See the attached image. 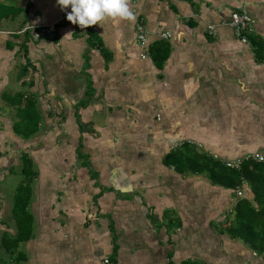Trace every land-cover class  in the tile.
<instances>
[{"label":"crops","instance_id":"obj_1","mask_svg":"<svg viewBox=\"0 0 264 264\" xmlns=\"http://www.w3.org/2000/svg\"><path fill=\"white\" fill-rule=\"evenodd\" d=\"M0 3V264H264L227 232L250 186L164 161L182 143L223 161L264 153V0H129L134 19L83 29L57 0ZM242 11L253 19L246 43L226 24ZM137 19L149 45H169L161 67L139 45ZM32 92L41 121L24 139L12 104ZM51 135L55 161L40 163ZM23 152L37 171L32 234L10 246L16 189L2 185Z\"/></svg>","mask_w":264,"mask_h":264},{"label":"trees","instance_id":"obj_2","mask_svg":"<svg viewBox=\"0 0 264 264\" xmlns=\"http://www.w3.org/2000/svg\"><path fill=\"white\" fill-rule=\"evenodd\" d=\"M0 3V20L7 10ZM17 11H19L17 9ZM57 26V25H56ZM93 36V32L89 31ZM169 53L166 41L156 40L148 47V54L157 67H161ZM18 99L20 96L15 95ZM21 98V97H20ZM16 100L17 119L13 123V130L24 139L33 137L39 130L41 121L40 110L37 106V95L32 92ZM164 161L176 171L204 174L212 184L225 188L235 189L244 181L250 186L253 193L252 199L244 197L237 200L234 205V215L227 228V232L234 238L241 239L253 251L264 258V161H255L251 157L241 160L240 166L231 167L222 159L196 151L191 144L182 143L173 148ZM21 173L23 174L15 192L13 214L17 224L16 236L11 240L10 246L28 239L32 234L33 217L28 210L30 200V182L36 177L37 171L28 152L21 155ZM180 264H198L197 262L183 261Z\"/></svg>","mask_w":264,"mask_h":264},{"label":"clouds","instance_id":"obj_3","mask_svg":"<svg viewBox=\"0 0 264 264\" xmlns=\"http://www.w3.org/2000/svg\"><path fill=\"white\" fill-rule=\"evenodd\" d=\"M61 8L71 7L67 20L80 28L95 25L105 18L134 19L129 0H57Z\"/></svg>","mask_w":264,"mask_h":264},{"label":"built area","instance_id":"obj_4","mask_svg":"<svg viewBox=\"0 0 264 264\" xmlns=\"http://www.w3.org/2000/svg\"><path fill=\"white\" fill-rule=\"evenodd\" d=\"M138 0H132V3H136ZM228 26L231 27L233 30V34L236 38H238L241 42L246 43L247 38H246V33L251 30L252 24H253V19L251 16L245 12H233L231 16L229 17V20L226 22ZM209 32L215 34L214 32V25L209 24L208 26ZM135 29H136V37L139 45L144 48L145 50V55L148 54V37L145 32L144 25L140 19L136 20L135 23ZM168 32L161 33L162 38H167L168 37ZM246 157H251L255 161H264V153H255L251 155H247ZM226 165L231 166V167H239L241 163V159H236V160H225ZM239 192V191H238ZM240 194V192H239Z\"/></svg>","mask_w":264,"mask_h":264},{"label":"rangeland","instance_id":"obj_5","mask_svg":"<svg viewBox=\"0 0 264 264\" xmlns=\"http://www.w3.org/2000/svg\"><path fill=\"white\" fill-rule=\"evenodd\" d=\"M90 38L93 40L94 37L93 36H90ZM91 40V41H92ZM53 106V105H52ZM56 120V119H55ZM55 122V121H54ZM53 122V123H54ZM52 136V135H51ZM47 138V136H46ZM53 139V140H52ZM47 142L52 144V145H48L50 147H47V148H44L45 147V144L42 142V143H39L38 142V139H35V140H32L31 142V145L32 148H37L38 145H41L40 148H44L42 149L41 151L39 150V155L36 156V160L40 163L42 162H49L50 160L52 161H55L54 160V150H52L53 146L57 147V145L60 143L58 142L53 136L52 138L51 137H48L47 139ZM42 141V140H41ZM51 148V149H50ZM50 156L52 159H50ZM48 159V160H47ZM50 159V160H49ZM12 161H16V158H14V160ZM20 168L21 166L19 164H17V166L15 167V171L12 172L11 174H8L6 177H5V180L3 182V185H2V188L4 191L6 192H11V191H14L16 189V186L21 182L22 180V177H21V173H20Z\"/></svg>","mask_w":264,"mask_h":264}]
</instances>
